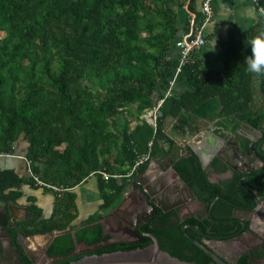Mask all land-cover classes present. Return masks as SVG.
Returning <instances> with one entry per match:
<instances>
[{"label": "trees", "instance_id": "obj_1", "mask_svg": "<svg viewBox=\"0 0 264 264\" xmlns=\"http://www.w3.org/2000/svg\"><path fill=\"white\" fill-rule=\"evenodd\" d=\"M185 4L195 21L202 22L198 0ZM185 4L182 0H0V31L6 33L0 39V158L19 155L24 147L20 157L31 170L21 175L14 167H0V202L23 204L25 185L52 193L49 215L35 195L26 197L23 205L29 218L18 229L27 235L61 231L47 253L60 256L62 264L151 243V237L143 244L111 241L100 220L121 200L131 183L126 174L137 159L149 155L133 175L146 171L150 159L173 142L167 116L177 119L172 128L176 136H183L194 118L220 117L228 122L238 118L252 124L264 119V104L258 107L253 96L255 74L246 70L251 46L234 37L223 72L207 69L194 49L188 62L192 88L175 95L166 113L163 102L156 127L141 116L165 97L167 86L161 78L173 64L177 8ZM260 27L264 30V19ZM256 75L264 92V75ZM131 107L137 112L134 126L127 118ZM113 138L120 140V150L111 160L107 155ZM176 169L193 191L198 184L211 191V199L222 192L214 191L217 185L207 179L196 156L183 158ZM103 172L122 175L121 180L105 179ZM92 176L97 177L102 202L72 234L80 215L76 188ZM149 230L172 255L210 264L196 245L184 243L183 252L177 251L164 245L161 228ZM76 243L91 249L77 254Z\"/></svg>", "mask_w": 264, "mask_h": 264}, {"label": "flooded vegetation", "instance_id": "obj_2", "mask_svg": "<svg viewBox=\"0 0 264 264\" xmlns=\"http://www.w3.org/2000/svg\"><path fill=\"white\" fill-rule=\"evenodd\" d=\"M204 119L211 122L218 119L216 123L220 128L216 129V132L221 133V128L226 125L227 132L221 133V139L225 140L224 145L214 148L201 143L200 138L192 139L195 135L194 127L189 125L187 134L183 136L192 140L191 144L178 145L173 140L172 143H166L163 150L150 159L148 168L153 166L155 178L152 182L156 183L151 185V188L153 191L157 190L161 200L155 196L157 210L145 220L135 222L137 214H148L152 209L145 206L137 191L138 185L133 182V176L126 193L122 194L123 204L119 205L120 200L102 218L105 221L102 223V219L100 220L104 233L111 235V241L143 244L147 237L153 235L149 228L156 227L164 231L161 238L164 245L181 252L184 243L196 245L208 255L210 264L218 263L196 241L205 244L229 264H264V218L256 212L257 201L264 199V119L259 124L238 118L233 122L220 117ZM195 145H198L197 149L205 164L194 152L192 147ZM212 150L216 151L215 156L212 155ZM191 156L198 158L207 179L217 185L214 191L217 188L222 189V192L216 193L212 199L211 191H205L198 184H195L197 192L192 190L195 198L184 184L181 185L177 181L179 173L176 165L183 161V158ZM157 185L161 186V190L157 189ZM172 197H178L180 200L171 201ZM151 198L149 196V200ZM12 205L22 207L26 213H17L19 219L15 220L12 226L8 224L9 215L7 217L5 230L11 233V245H5L0 226V264L60 263V256L47 253L51 242L45 248L31 246V238L35 235H27L18 229V224L29 218V210L20 202H12ZM110 216L114 218L110 219ZM133 222L136 223L134 229L139 232V236L131 233L126 227ZM17 229L18 232L14 236ZM21 233L26 237L20 244ZM152 241L151 237V243ZM86 251L83 248L75 249L77 254Z\"/></svg>", "mask_w": 264, "mask_h": 264}, {"label": "crops", "instance_id": "obj_3", "mask_svg": "<svg viewBox=\"0 0 264 264\" xmlns=\"http://www.w3.org/2000/svg\"><path fill=\"white\" fill-rule=\"evenodd\" d=\"M182 1L185 4V2L187 3L189 0ZM198 8L199 10H201V0H198ZM213 10V16L205 27L206 41L202 46L197 48V54L202 59L203 64L207 69L211 70L212 72H223L228 67L229 59H231V51L229 50L231 38L234 37L244 43L248 38L257 34L258 31L261 30L260 25H262L264 19V0H213ZM177 14L179 25V32L177 38L179 40L181 39V37L188 33L191 28V23L195 19L196 15L187 9L186 4L177 8ZM171 52L173 64L165 68L161 81L165 86H167V89L172 80L174 81V85L171 94L166 95L165 91L164 104L162 106L163 113H166L170 110L172 105L171 102L175 95L182 93L186 89L192 88V84L188 79V76L191 73V69L188 65L183 68V71L179 75H176V68L178 66L180 58L179 49L176 44L174 45ZM261 83V78L255 74L253 76V96L258 107L263 106L261 102L262 100H264V92L261 88ZM217 120L218 119H216L215 122H217ZM176 121L177 119H174L171 116H167V132H173L172 128ZM191 122L192 123L190 124V126L195 127V125L198 124L201 129L206 127V125L202 122L200 118H194ZM176 137L182 138L184 136ZM20 151H22L20 153L21 155L24 154V147H22ZM20 154L17 156H21ZM0 164V167H4L3 162H1ZM15 164L20 166V163H18V161L16 160L11 162L7 166L14 167L21 175H25L26 164L24 163L25 165L23 166L24 172H20ZM80 187L81 184L77 187V189H81ZM23 190L25 199L28 195H35L37 198H40L38 194L39 189H33L32 187L25 185L23 187ZM89 191L84 192L83 190V193L88 194L87 196H89ZM98 193L100 194L99 190ZM77 194H79L78 190ZM90 196V198L87 197L88 201L93 197V194H91ZM101 202L102 200L98 203V206ZM51 204L53 206V199L51 200ZM96 209H93L92 211H87L86 215L83 216L81 215V209L79 207L80 215L78 218L82 219L83 221ZM51 210L52 207L50 210L46 211V214L49 215ZM78 218L76 220H78ZM75 221L73 222V224H75ZM31 244L32 246H34L32 242Z\"/></svg>", "mask_w": 264, "mask_h": 264}, {"label": "water", "instance_id": "obj_4", "mask_svg": "<svg viewBox=\"0 0 264 264\" xmlns=\"http://www.w3.org/2000/svg\"><path fill=\"white\" fill-rule=\"evenodd\" d=\"M262 105L264 104V100H262ZM202 122L206 125L204 128H200L198 124L195 125L193 131L194 136H192V139L200 138L199 141L206 144L209 147L214 148H220L224 145V141L221 139V133H226V125H224L221 128V133L216 132V129L220 128V126H217V123L211 122L208 119H201ZM202 130V131H201ZM187 134V133H186ZM195 137V138H193ZM172 139L176 141L178 145L188 143L191 144L192 140H189L187 136H184L182 138H178L176 136H172ZM197 143V142H196ZM194 152L201 158L202 163L205 161L201 153L199 152L198 145H195L192 147ZM226 148H224L223 151H225ZM264 149V146H263ZM212 155L216 153V151L212 150ZM229 154V152H228ZM215 156V155H214ZM213 156V157H214ZM205 164V162H204ZM152 165V164H151ZM178 178L183 182L184 186L187 188V190L191 191V195L196 198V195L193 193L192 189L181 179V177L177 174ZM155 178V173L153 172V166H150L145 172L143 173H137L133 177V182L136 183L137 191L141 195L145 206L147 208L152 209L150 213L148 214H137L135 217V222H140L142 220H145L148 218L153 212H155L156 209V197H158L157 190L153 191V188H151V185L156 184L153 183V179ZM154 186V185H153ZM158 190H161V186H156ZM149 196L152 198L149 200ZM156 196V197H155ZM160 200V197H158ZM174 198V199H173ZM261 198V197H259ZM179 199L178 197H172L171 201H175ZM180 200V199H179ZM161 201V200H160ZM124 200H121L119 205H122ZM257 209L256 212L264 218V199H261V201H257ZM119 207V206H118ZM167 209V208H165ZM17 213L25 214L26 210L22 207L12 205V202H0V226H1V236L5 238V245H11V233L5 230L7 217L9 215V226H12L15 220H18ZM113 216H110V219H113ZM105 219H102L101 222L103 223ZM264 221V219H263ZM133 222L126 227H128L129 231L131 233L138 235L139 232L134 229V226L136 223ZM121 223V222H120ZM25 234L21 233L19 235V243L21 244L22 239L25 238ZM152 237V243L142 247V248H135L131 250H118L108 253H102V254H91L86 255L82 257L81 259L68 263V264H199L196 262H190L183 260L177 256L172 255L167 250H164L157 239L156 236ZM196 243L203 248L218 264H229L228 262L224 261L219 255H217L213 250L208 248L205 244L196 241ZM91 247L87 246L85 250H89ZM16 251L18 252V248H16ZM20 260V259H19ZM56 264H62V263H56Z\"/></svg>", "mask_w": 264, "mask_h": 264}, {"label": "rangeland", "instance_id": "obj_5", "mask_svg": "<svg viewBox=\"0 0 264 264\" xmlns=\"http://www.w3.org/2000/svg\"><path fill=\"white\" fill-rule=\"evenodd\" d=\"M5 34H6L5 32L0 31V39L3 38L5 36ZM127 115H128L127 118L130 120V122L134 126L137 123V112L135 110V107H131L129 109V113ZM123 119H124V122H125L124 116H122L121 119H120L121 123H122ZM121 131H122V126L119 127V132H121ZM169 134L171 136H176L173 132L169 133ZM118 143H120V140L118 139L116 141L115 138H113L110 141V143H109L111 152L108 153L107 157H109L111 160L114 159V157L117 155L118 150H120L118 148V146H119ZM15 155H18V154H15ZM14 157H1L0 158V163L3 162L4 163L3 166H7L8 164H10L11 162L16 160V161H18V163H20V166L15 164L17 166V169L20 172H24L23 166L25 165L24 164L25 161L23 163V160L21 159L20 156H14ZM11 160H13V161H11ZM0 166H1V164H0ZM123 167L124 166H122V168ZM25 171H26L25 174L29 173L28 170H25ZM132 171H133V168H131L128 171V173L126 174L127 178L130 177V179H132V177L134 176L133 175L134 172H132ZM121 176L122 175L118 176L119 180H121ZM177 181H178L179 184H181V185L183 184V182L180 179H178ZM80 188L81 189H79V188L77 189L76 188V190L79 191V194H77V199L76 200H77V203H78V207H80V209H81V215L85 216L87 211H92L93 209H96L97 206H98V203L102 200L101 195L98 193L99 189L97 187V177L96 176H92L87 182L82 183ZM127 189H128V187H127ZM127 189H126V191H127ZM83 190H84V192L90 190L89 194L90 195L93 194V197L91 199H89V201L87 200L88 199L87 197L90 198L91 196L90 195L87 196L88 194H84ZM126 191L124 192V194L126 193ZM38 194L40 196V198H38V203H41V205L43 207H45L46 211L50 210L51 207H52L51 200L54 198L53 194L52 193H43L42 188H40L38 190ZM20 200H21V202H25L26 201L25 196H23ZM81 222H82V219H79V218H78V220L75 221V224H73L74 228H72V230H70L72 234L75 233V228L80 227ZM67 230H69V228ZM59 234H61V231H55V232H52V233L42 234V235H40V234L39 235H35L33 237L34 239H32V241H31L34 246H32V244H31V246L35 247V248H39V247L45 248ZM86 247L87 246H85L83 243H76V249H82V248L85 249Z\"/></svg>", "mask_w": 264, "mask_h": 264}, {"label": "built area", "instance_id": "obj_6", "mask_svg": "<svg viewBox=\"0 0 264 264\" xmlns=\"http://www.w3.org/2000/svg\"><path fill=\"white\" fill-rule=\"evenodd\" d=\"M201 9L203 12L202 22L197 23L194 19L191 23V28L188 31V33L185 34L181 39H179L176 42V46L179 49V57H180L178 66L176 68V75H179L183 71V68L188 65L191 52L194 49H197L198 47L202 46L206 41L205 27H206V24L212 18L213 13H214L213 0H202ZM173 85H174V81L172 80L170 82L169 88L166 91V95H169L172 93ZM163 102H164V98H162L155 107L151 109H147L142 115L143 118H145L150 124H152L155 127L157 125V117L159 114V109L162 106ZM8 156H17V155H8ZM23 158L27 161L29 165L30 161L27 160L26 157H23ZM148 158H149L148 154L140 156L137 159L135 165L133 166L132 172H134L139 165L143 164L146 160H148ZM28 171L29 173H31L30 167L28 168ZM103 176L105 179H108L110 176L118 177L120 175L118 174L111 175L109 173L103 172Z\"/></svg>", "mask_w": 264, "mask_h": 264}, {"label": "clouds", "instance_id": "obj_7", "mask_svg": "<svg viewBox=\"0 0 264 264\" xmlns=\"http://www.w3.org/2000/svg\"><path fill=\"white\" fill-rule=\"evenodd\" d=\"M246 44L251 46L250 54L245 57L246 70L264 75V30L248 38Z\"/></svg>", "mask_w": 264, "mask_h": 264}]
</instances>
